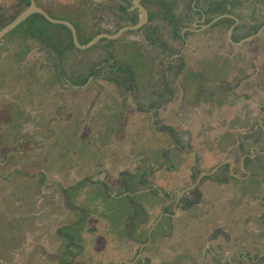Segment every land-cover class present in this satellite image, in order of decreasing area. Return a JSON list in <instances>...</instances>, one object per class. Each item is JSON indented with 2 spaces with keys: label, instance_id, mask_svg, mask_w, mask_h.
<instances>
[{
  "label": "flooded vegetation",
  "instance_id": "af4514ba",
  "mask_svg": "<svg viewBox=\"0 0 264 264\" xmlns=\"http://www.w3.org/2000/svg\"><path fill=\"white\" fill-rule=\"evenodd\" d=\"M35 1L53 20L72 24V15L82 46L123 31L98 42H113L110 59L118 67L105 83L124 93L121 114L138 111L145 119L137 132L145 141L141 167L110 184L109 164H66L70 178L51 184L61 194L44 213L60 242L50 245L45 264H209L210 257L211 264H264V0ZM29 6L0 0V31ZM74 45L69 27L33 14L0 41V69L8 48L18 83L40 64L55 70L52 88L76 90L71 76L88 75L89 58L73 62L72 54L90 49ZM3 74L1 85L8 82ZM84 79L82 87L90 82ZM90 108L86 121L98 113L100 132L102 111ZM120 122L96 138L116 137ZM74 171L81 177L72 178ZM254 182L259 189L249 191L246 208L242 198L222 202V194ZM246 218L260 233L244 231ZM87 220L96 223L87 234L94 238L84 236Z\"/></svg>",
  "mask_w": 264,
  "mask_h": 264
},
{
  "label": "rangeland",
  "instance_id": "374dc122",
  "mask_svg": "<svg viewBox=\"0 0 264 264\" xmlns=\"http://www.w3.org/2000/svg\"><path fill=\"white\" fill-rule=\"evenodd\" d=\"M68 20L72 24H78L72 15L68 16ZM74 46L77 48V45ZM112 46L113 42H101L84 54L74 52L73 62L80 56L89 58V74L84 71L83 76L78 78L72 75L71 82L76 90L66 91L60 86L52 88L51 84L56 79L55 70L46 69L40 64L31 68L30 79L18 83V73L15 75L14 72V55L11 50L6 49L9 55L4 60L5 71L0 69V73H4L3 78L7 77L8 80L3 81V85L0 83V264H33L35 255H42L38 257V262L45 264L50 245L60 242L54 233V221L44 213L50 210L53 195L61 194L60 191H55L51 184L55 179L64 181L70 178L66 164H70V169L76 163L89 166L103 165V162L111 164V155L122 143L120 136L127 115L121 114L119 108L114 110L112 118V121L122 122L117 127V130H120L117 138L115 134L103 139L96 138L100 132H109L107 129L112 126L111 121H108L109 115L107 117L104 110V125L100 132L98 113L97 119H93L92 113L86 121V113H89L91 105L100 106L104 99L107 101L114 98L121 104L125 96L117 88L105 83L113 76L112 69L118 68L113 64V59H110ZM104 49L109 51L105 52ZM98 64L101 70L92 73L91 70ZM1 66L0 63V68ZM86 76L90 82L82 87L81 85L86 83ZM140 95L143 97V92ZM68 104L71 105L69 113L72 120L70 125H67V131L70 129L72 132L71 139L67 138L69 140L65 142V137H61L63 132L58 131L64 130L66 126L63 124L66 122L61 111ZM99 106L95 107L94 112H101ZM56 132L59 135L54 137ZM130 156L132 155L122 158V162L131 163ZM76 173L77 171H74L72 178L81 177ZM105 178L114 182L117 172H112V176L107 175ZM86 226L88 227L84 236L90 238L92 236L87 234L90 228L96 227V223L90 225L87 220ZM99 226L105 227L104 221H101ZM101 235L104 237L105 234Z\"/></svg>",
  "mask_w": 264,
  "mask_h": 264
},
{
  "label": "crops",
  "instance_id": "0c3cea01",
  "mask_svg": "<svg viewBox=\"0 0 264 264\" xmlns=\"http://www.w3.org/2000/svg\"><path fill=\"white\" fill-rule=\"evenodd\" d=\"M98 106L99 105L96 106L94 104L93 107L95 108V107H98ZM116 107H119L118 99H115L114 98V99H110V100H107V101H106V99H104V103H101L100 104L99 109L101 111H103V109H105L103 111L104 114L107 115V117L109 115L108 121H111L112 122V118L114 117V114L113 113H114V110L116 109ZM70 108H71V105L68 104V105L65 106V109L61 111V115L63 114V116H64V120H65L64 122H66V123H63V124H66V126H65V128H63L64 130L58 131L60 133L63 132V136H61V137H65L64 138L65 142H67L69 139H71L70 133L72 131L70 129L67 131V125H70L71 120H72V116L69 113V111L71 110ZM197 110H198V108H197ZM190 113H192V110L190 111ZM93 115H94V113H93ZM196 115H199V114H196ZM88 120H89V118H88ZM206 120H208V119H206V115H205L202 122H204ZM144 121H145L144 115L142 113H139L138 111L137 112H135V111L131 112L130 111V113L127 114L126 120H125V130H124V132H122V134L120 136V139L122 140L121 141L122 143L115 150V153H113V155H111V156H113V159L111 161V164H109L107 166V169L110 171V175L111 176H112V172H117V177L121 173H123L124 171H128V172L129 171L130 172L132 171L133 172L135 169L141 167L142 166V163H145L146 162V161H144L142 159V157L141 158L137 157L140 154L143 155V153H145V151H146V150H138V149L142 148V146H145V141H144L143 137L141 138V137H138L136 135L137 132H138V135H141V132L143 131V122ZM197 127H199V125ZM189 130H190V133H191L192 132V129H189ZM58 132H56V134L59 135ZM53 136L56 137V135H53ZM67 138H69V139L67 140ZM75 147L77 148V145ZM134 151H135V153L133 154ZM129 155H132V156H130V159H131L132 162L131 163H127V161H126L125 164H124L122 162V158L129 157ZM152 157H153L154 160H156L155 159V156H152ZM104 164H107V163H104L103 162V165ZM186 174H187L186 172L181 173L177 178L175 177L176 178L175 181H177V182L180 181V180L183 181L184 180V177L186 178ZM171 177H172V175H171ZM110 184H115V183L114 182H111ZM258 186L259 185L254 182L246 190H243L242 189V192L241 193H239V191H238L236 193L229 192V194H227V193L226 194H222V199L221 200H222V202H232V201L236 200L235 198L238 197V198H242L243 199L242 201L244 202V199L245 198H249L250 197L248 195L250 193L249 191H253V190L256 191V189H259ZM262 187H261V190L264 189ZM228 188H224V189L225 190H229ZM243 205L246 208V206H247L246 205V202H244ZM251 211H252V209H251ZM244 220H245V222L250 221V222H248V224H245L244 225L245 227L244 226L242 227L244 229V231H252V232L255 231L257 233H260L259 232L260 229L258 228L259 226L254 223L253 219H251V218L250 219H247L246 218ZM252 235H255V234H252ZM218 239H220V237H218ZM249 239H251L250 236L249 237H246L244 239V241H246V245H247V242H248ZM213 241H216L217 242L218 240H215L214 239ZM220 241H221V239H220ZM210 247H212V246L206 247V249L207 248H210ZM212 249H214V251H213L214 253L222 254L221 253V250L218 247H215V248L212 247ZM239 252H241V251H239ZM245 252H246V250H245ZM210 256H211V254L208 255V257H210ZM231 256L233 257V255H231ZM218 257L219 256H217L216 258H218ZM208 260L211 261V263H213V261H214L213 259H211V257L208 258ZM214 262H216V261H214ZM232 262H234V261H231V263ZM242 262H243V264L249 263V262H247V260L245 258L242 260ZM211 263L209 262V264H211Z\"/></svg>",
  "mask_w": 264,
  "mask_h": 264
},
{
  "label": "water",
  "instance_id": "95a60500",
  "mask_svg": "<svg viewBox=\"0 0 264 264\" xmlns=\"http://www.w3.org/2000/svg\"><path fill=\"white\" fill-rule=\"evenodd\" d=\"M94 2H100V3H104L107 4L109 3L111 0H93ZM136 3H138V0H135ZM33 14H40L42 15L45 20L51 22V23H55V24H63L67 27H69L74 35V41L75 44H77V46H79L81 49L83 50H88L93 48L95 45L98 44V42L102 41V40H108V41H113L115 40L119 35H121L123 33L120 32L119 35H114V36H107V35H103V36H99L96 39L92 40L90 43H88L85 46H82L77 38V34H76V29L75 27L68 23V22H64V21H57V20H53V18H51L44 10H42L41 8H39L36 5V1L35 0H30V6L28 9H26L24 12H22L18 17H16V19L9 24L8 26H6L5 28H3L0 31V41L10 32H12L15 28H17L20 24H22L24 21H26L31 15ZM132 29V28H130ZM133 30H137V28H133ZM203 177V176H202Z\"/></svg>",
  "mask_w": 264,
  "mask_h": 264
}]
</instances>
